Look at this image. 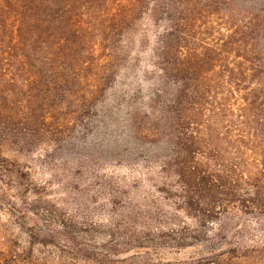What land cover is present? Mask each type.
Listing matches in <instances>:
<instances>
[{
  "label": "trees",
  "instance_id": "trees-1",
  "mask_svg": "<svg viewBox=\"0 0 264 264\" xmlns=\"http://www.w3.org/2000/svg\"><path fill=\"white\" fill-rule=\"evenodd\" d=\"M145 20L155 87L133 124L166 143L160 190L196 223L150 239L186 248L235 210L264 215V0H0V148L40 126L54 138L43 107H95ZM11 107L41 112L22 132Z\"/></svg>",
  "mask_w": 264,
  "mask_h": 264
},
{
  "label": "rangeland",
  "instance_id": "rangeland-1",
  "mask_svg": "<svg viewBox=\"0 0 264 264\" xmlns=\"http://www.w3.org/2000/svg\"><path fill=\"white\" fill-rule=\"evenodd\" d=\"M142 23L129 60L95 107H43L54 138L40 125L24 129V117L40 107H11L28 133L0 148V264H264V215L237 210L211 242L153 245L152 234L165 239L169 228L196 223L160 190L166 143L141 137L133 124L148 114L155 87L154 26ZM73 109L79 116L68 114ZM218 223L202 230L212 235ZM139 236L155 249H136Z\"/></svg>",
  "mask_w": 264,
  "mask_h": 264
}]
</instances>
